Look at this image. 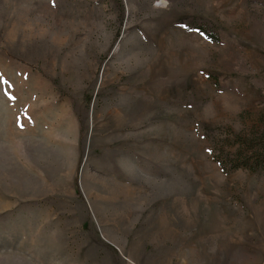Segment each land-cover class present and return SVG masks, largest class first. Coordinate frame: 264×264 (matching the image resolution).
I'll list each match as a JSON object with an SVG mask.
<instances>
[{
    "label": "rangeland",
    "instance_id": "rangeland-1",
    "mask_svg": "<svg viewBox=\"0 0 264 264\" xmlns=\"http://www.w3.org/2000/svg\"><path fill=\"white\" fill-rule=\"evenodd\" d=\"M0 264H264V0H0Z\"/></svg>",
    "mask_w": 264,
    "mask_h": 264
},
{
    "label": "trees",
    "instance_id": "trees-1",
    "mask_svg": "<svg viewBox=\"0 0 264 264\" xmlns=\"http://www.w3.org/2000/svg\"><path fill=\"white\" fill-rule=\"evenodd\" d=\"M191 27H193V28L199 30V31L202 32L206 37L213 38V39L215 38V37H213L209 32H206V30L204 29V27H203L202 25H200L199 23H198V24H197V23H194V26H191ZM232 166H233V167H236V166H237V163H234Z\"/></svg>",
    "mask_w": 264,
    "mask_h": 264
}]
</instances>
